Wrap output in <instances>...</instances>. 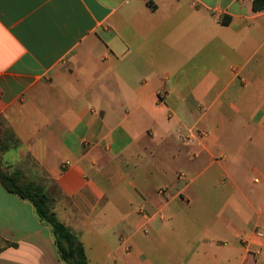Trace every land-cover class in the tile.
I'll use <instances>...</instances> for the list:
<instances>
[{"label": "crops", "instance_id": "crops-1", "mask_svg": "<svg viewBox=\"0 0 264 264\" xmlns=\"http://www.w3.org/2000/svg\"><path fill=\"white\" fill-rule=\"evenodd\" d=\"M253 1L0 0L1 164L54 181L89 264H142L154 239L188 246L178 264H264ZM0 264H65L1 184Z\"/></svg>", "mask_w": 264, "mask_h": 264}, {"label": "trees", "instance_id": "trees-1", "mask_svg": "<svg viewBox=\"0 0 264 264\" xmlns=\"http://www.w3.org/2000/svg\"><path fill=\"white\" fill-rule=\"evenodd\" d=\"M252 10L263 11L264 0H254ZM6 148L0 139V153ZM0 184L8 192L32 204L38 219L49 227L59 257L65 264H89L82 243L77 235L57 218L54 201L43 185L27 181L18 168H3L1 159Z\"/></svg>", "mask_w": 264, "mask_h": 264}, {"label": "rangeland", "instance_id": "rangeland-1", "mask_svg": "<svg viewBox=\"0 0 264 264\" xmlns=\"http://www.w3.org/2000/svg\"><path fill=\"white\" fill-rule=\"evenodd\" d=\"M18 169L22 172L23 178H25L27 181L40 184L45 187L51 199L54 201V208L58 206L60 210H67L69 200L60 192L53 180L38 175L37 171H34L33 168L28 169L26 167H19ZM209 173L210 170H206L204 175H208ZM259 187V184H254L250 181L246 183L247 190H253L254 188ZM219 206H221V204ZM258 226L259 228H262L264 224ZM138 238L142 240H148V238H150L152 240L154 236L149 235L148 237H144V235H139ZM258 238L264 240V236ZM187 247V245L183 247L181 246L179 249L173 251L170 242L154 239V242L149 243L148 240L141 248L142 254L139 256L142 264H178L179 260L183 256L182 252H186ZM90 264H95L92 258L90 260Z\"/></svg>", "mask_w": 264, "mask_h": 264}, {"label": "built area", "instance_id": "built-area-1", "mask_svg": "<svg viewBox=\"0 0 264 264\" xmlns=\"http://www.w3.org/2000/svg\"><path fill=\"white\" fill-rule=\"evenodd\" d=\"M255 182H257V180H255ZM256 235L258 237H263L264 236V226L262 228H257Z\"/></svg>", "mask_w": 264, "mask_h": 264}]
</instances>
